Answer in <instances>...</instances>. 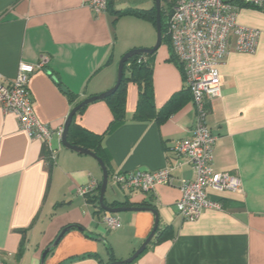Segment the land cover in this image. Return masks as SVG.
<instances>
[{
    "label": "crops",
    "instance_id": "crops-1",
    "mask_svg": "<svg viewBox=\"0 0 264 264\" xmlns=\"http://www.w3.org/2000/svg\"><path fill=\"white\" fill-rule=\"evenodd\" d=\"M114 1V8L115 0ZM88 0H0V74L9 81L18 64L48 57L29 77L28 89L36 117L51 128L63 127L78 102L99 94L116 81L118 60L127 50L155 44L149 20L115 19L109 10L96 15ZM115 19V21H114ZM128 19V18H127ZM133 19V18H132ZM135 19V18H134ZM236 23L259 30L251 52L231 50L218 65L221 95L206 106V124L217 135L212 167L239 176L240 191L208 190L220 204L206 208L195 220L179 216V179L193 177L188 164H176L173 143L191 136L196 106L186 92L181 66L169 44L142 55L151 66L154 108L179 97L164 118L138 119V85L128 81L124 121L107 128L112 113L105 99L86 104L75 121L104 133L110 171L158 170L171 166L172 184L153 191H123L108 180L105 203L143 206L159 214L160 228L172 236L153 238L131 264H264V12L241 7ZM142 23L141 31L135 23ZM123 22V23H122ZM67 92L74 94L71 99ZM13 114L0 108V256L5 264H41L42 251L56 234L71 227L43 259V264H107L131 255L150 233L154 215L147 210L112 213L120 227L108 229L95 209L96 190L75 192L102 170L92 156L75 152L53 137L55 163L39 138L17 126ZM108 212V211H107Z\"/></svg>",
    "mask_w": 264,
    "mask_h": 264
},
{
    "label": "built area",
    "instance_id": "built-area-1",
    "mask_svg": "<svg viewBox=\"0 0 264 264\" xmlns=\"http://www.w3.org/2000/svg\"><path fill=\"white\" fill-rule=\"evenodd\" d=\"M108 0H88L87 5L96 15L107 9ZM253 7L264 12V0H175L168 15L165 34L174 58L181 66L184 84L190 91L196 106L195 121L190 128L191 136L173 143L176 164H188L193 177L179 179L180 196L175 202L180 217L192 221L206 208H219L208 190L240 191L239 176L227 171H215L212 167L213 149L217 135L206 124L205 105L221 95V75L218 65L231 50L251 52L257 45L259 30L236 23L241 7ZM48 57L42 55L39 61L30 64L20 62L15 77L5 81L0 74V108L3 114H13L17 126L30 138H39L48 151L47 163L53 164L57 150L51 146L52 136L61 139L63 127L51 128L41 122L33 110L29 92V76L42 69ZM171 166L158 170L113 171L108 177L111 183L123 191L150 192L158 184H172ZM95 180L78 185L77 195L86 196L95 191ZM108 229L120 227V220L105 211L101 216ZM0 256V264L4 261Z\"/></svg>",
    "mask_w": 264,
    "mask_h": 264
},
{
    "label": "trees",
    "instance_id": "trees-1",
    "mask_svg": "<svg viewBox=\"0 0 264 264\" xmlns=\"http://www.w3.org/2000/svg\"><path fill=\"white\" fill-rule=\"evenodd\" d=\"M168 7H170L171 9V5H169ZM155 6L149 8V9H143V10H134V9H115L114 8V1L113 0H108L107 2V10H109V12H111L113 15H115V19L119 16H123V15H133V16H137V17H142L144 19L149 20L150 23H152L155 26V13L156 10ZM161 10V9H160ZM172 10V9H171ZM170 10V11H171ZM169 11V12H170ZM168 11H164L161 10V24H162V42H165L169 44V40L168 37L165 34V30H166V22L167 21V14L169 13ZM169 15V14H168ZM114 19V21H115ZM142 55L145 54H138V55H134L132 57H130L129 59H127V61L124 63L123 66V75H122V80L121 83L119 84V87L117 88V90L105 97L104 99L107 101L108 105H109V110L112 113V119L107 128V131L110 130V127H112L113 125H116L122 121H124L125 118V109H124V105H125V95H126V83L128 81H132L134 83H136L138 85V89H139V95H138V100H137V105L134 112V115L139 119H148L151 117H156V118H164L166 117L173 109V107L180 102L179 97L174 98V96L170 97V99L163 105V107H160L159 110H156L154 107V103H153V90L150 84V80H151V66L150 63L144 58H141ZM149 55V54H147ZM186 92L190 91L187 89H185ZM188 93V94H189ZM67 95L69 96V98H73L74 94L67 92ZM191 96V94H190ZM86 105H84L83 107H81L79 110H77L78 113L81 112V110L84 109ZM76 112V114H77ZM76 114L73 116L72 121L69 126V130H68V134L67 139L71 144L74 145H80L84 148H88L90 150H92L98 157H100L106 167H107V171L108 174H111L110 168H109V160L107 152L105 150V148L102 145V137L103 134L105 133H95L92 131H89L87 129H85L84 127H82L81 125L77 124L75 121V117ZM100 183V182H99ZM98 184L96 190V194L93 195V198L89 199V201L93 202L95 205V209H97V211H103L104 209L101 208V206L98 204V195H99V190H100V184ZM109 206H121V203L118 202H112V203H105ZM143 206H151L149 203H144ZM153 207V206H151ZM71 227H77L76 225H72ZM170 226H165L160 228L158 226V229H156V233L154 235L153 238H156L157 241H162L165 239H168L172 236V232L170 230ZM152 238V240H153ZM151 240V241H152ZM150 241V242H151ZM146 249V248H145ZM143 253V252H142ZM141 255V254H140ZM139 257V255H138ZM137 257V258H138ZM136 258V259H137ZM135 259V260H136ZM134 260V261H135ZM114 261V259H111L110 262ZM133 261V262H134ZM109 263V262H108ZM132 263V262H131ZM131 263H127V264H131Z\"/></svg>",
    "mask_w": 264,
    "mask_h": 264
},
{
    "label": "water",
    "instance_id": "water-1",
    "mask_svg": "<svg viewBox=\"0 0 264 264\" xmlns=\"http://www.w3.org/2000/svg\"><path fill=\"white\" fill-rule=\"evenodd\" d=\"M154 6L156 10L155 13V31H156V41L155 44L149 48H144V47H136V48H132L127 50L124 54H122V56L120 57V59L118 60V67H117V77H116V81L113 84L112 87H110L109 89L96 94V95H92L83 98V100H81L80 102H78L75 106H73V108L71 109V111H69V114L65 120V122L63 123V133L61 137V143L63 146L75 152L78 153H82V154H87L92 156L95 160H97V162L99 163L100 167H101V172H102V179L100 184V190H99V195H98V204L101 206V208H103L105 211H108L110 213H118V212H122V211H140V210H147L153 213L154 215V223H153V227L150 230V233L148 234V236L144 239V242L141 243V245L131 254L129 255L127 258L121 259V260H114L112 262H109L107 264H127V263H133V261L138 257V255H140L145 248L148 245V242H150L152 240V238L154 237L155 233H156V229H158V224H159V214L158 211L151 206H109L107 204H105V200H104V193H105V189L107 186V182H108V171H107V167L104 163V161L98 157L92 150L88 149V148H84L82 146H78V145H74L71 144L68 139H67V134H68V130H69V126L72 121L73 116L76 114L77 110H79L81 107H83L84 105L93 102L95 100H99V99H104L105 97L113 94L117 88L119 87V84L121 83L122 80V75H123V66L124 63L127 61V59H129L130 57L134 56V55H138V54H152L153 52H155L159 46L162 44V24H161V0H154ZM72 225H67L65 227H63L58 234H56V237L54 238V240L51 242V244H49L48 246H46V248L42 251L41 254V264H43L44 262V258L46 257V255L54 248V246H56V244L58 243L59 239L61 238V236L63 235V233H65V231H67L68 229L71 228Z\"/></svg>",
    "mask_w": 264,
    "mask_h": 264
},
{
    "label": "rangeland",
    "instance_id": "rangeland-1",
    "mask_svg": "<svg viewBox=\"0 0 264 264\" xmlns=\"http://www.w3.org/2000/svg\"><path fill=\"white\" fill-rule=\"evenodd\" d=\"M174 4H175V0H161V10L169 12L171 9L168 6L171 5V8H173ZM115 6L118 9H127L128 8V9H134V10H143V9L147 10V9L154 6V0H115ZM170 13H171V11L168 14H170ZM168 14H167V17H168ZM121 20H134L135 21V20H145V19L142 17H137V16H134V17H127V16L124 17L123 16ZM135 25H136L135 27L138 30L140 29V31H141L142 23H140V21H137L135 23ZM164 43H166V41ZM169 48H170V50H172L170 44H169ZM108 177H109V174H108Z\"/></svg>",
    "mask_w": 264,
    "mask_h": 264
}]
</instances>
